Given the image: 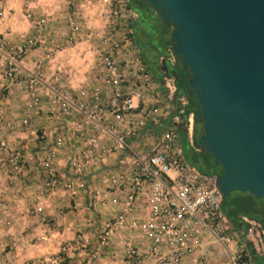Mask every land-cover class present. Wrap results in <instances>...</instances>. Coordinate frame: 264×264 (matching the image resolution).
I'll return each instance as SVG.
<instances>
[{"label":"built area","instance_id":"built-area-1","mask_svg":"<svg viewBox=\"0 0 264 264\" xmlns=\"http://www.w3.org/2000/svg\"><path fill=\"white\" fill-rule=\"evenodd\" d=\"M74 1L63 16L66 46H72L83 32ZM100 3L107 11L96 37L90 82L67 87L57 76L45 79L38 69L26 72L22 81L25 110L20 127H29L32 112H41L58 125L38 160L44 178L39 196L56 191L84 193L91 216L112 210L93 241H82L89 248L84 264L101 259L111 247L125 264H181L190 257L204 263L201 251L211 245L221 248L224 264H251L246 243L252 249L260 245L262 227L240 217L244 228L236 230L224 214L217 177L202 174L185 160L180 136L191 146L192 113H185L188 100L184 94L175 96L174 112L168 113L159 85L135 43L132 28L137 14L129 0ZM23 16L32 22L30 36L15 45L0 36L7 83L19 80L22 60L31 50L41 47L49 59L60 48L46 44L47 17L34 19L26 4ZM175 59L167 48L166 55L158 58V68L161 63L173 65ZM165 80L171 81L164 87L167 93H175L174 78ZM3 125L0 111V129ZM63 150L67 151L66 177L56 169ZM0 153L9 173L23 171L22 148L0 140ZM109 158L116 163L102 167ZM95 171L98 181L88 180ZM78 242L65 243L43 264H62L63 255Z\"/></svg>","mask_w":264,"mask_h":264},{"label":"crops","instance_id":"crops-1","mask_svg":"<svg viewBox=\"0 0 264 264\" xmlns=\"http://www.w3.org/2000/svg\"><path fill=\"white\" fill-rule=\"evenodd\" d=\"M70 1L0 0V36L5 41L15 45L32 34V22L23 16V5L26 4L34 19L47 17L46 44L54 43V46L60 47L49 59L45 58L41 47L31 50L22 60L19 80L14 83H7L3 79L0 58V111L4 119V125L0 129V140L8 146L22 148L25 157L23 171L14 175L8 172L4 157L0 153V264H43L45 260L54 256L61 246L74 239H78L79 242L63 255L62 264H84L85 254L89 248H85L82 241H93L100 230L102 220L106 215L112 214V210L107 209V212H102L99 216H91L86 210L87 196L84 193L71 195L56 191L50 195L39 196L44 178L38 170V160L43 152L48 150L58 125L43 113L35 115L32 112L29 127L27 129L20 127L25 110L21 86L26 72L38 69L45 79L57 76L67 87L73 88L90 82L92 77L89 68L96 59L97 51L96 48L88 53L83 50L92 48V40L94 38L96 40L103 27L107 7L102 5L100 0H75L83 32L72 46H66L63 45V41L68 29L63 23V16ZM137 22L138 19L134 21L133 33ZM94 43L96 44L95 41ZM137 46L143 56L142 47L138 44ZM146 48L151 49L149 46ZM171 73L167 72L168 75H165L162 71L160 75L158 71L159 77H154L169 114L174 112L177 96L175 93L168 94L164 89L171 84V81L165 80L166 76L172 77ZM66 155V150L61 151L57 161L56 169L61 177H66ZM114 163H116L114 158H109L102 167L111 168ZM93 173L95 175L87 179L97 182L100 175L97 171ZM234 225L236 226L235 223L233 227ZM201 254L205 256L204 263L197 257H190L181 264L225 263L223 252L217 245L204 247ZM93 264L125 263L111 247L105 256Z\"/></svg>","mask_w":264,"mask_h":264},{"label":"water","instance_id":"water-1","mask_svg":"<svg viewBox=\"0 0 264 264\" xmlns=\"http://www.w3.org/2000/svg\"><path fill=\"white\" fill-rule=\"evenodd\" d=\"M139 1L167 29L168 49L190 75L197 144L221 170L222 201L264 198V0ZM158 71L168 75L163 63Z\"/></svg>","mask_w":264,"mask_h":264},{"label":"trees","instance_id":"trees-1","mask_svg":"<svg viewBox=\"0 0 264 264\" xmlns=\"http://www.w3.org/2000/svg\"><path fill=\"white\" fill-rule=\"evenodd\" d=\"M129 7L138 15V22L136 23L133 37L135 43L143 49V62L148 65L144 53L150 54L153 58V66L149 68L153 77H159L157 71L158 57L166 54L165 50L169 45L167 29L153 16L145 3L139 0H129ZM145 46H149L151 49H147ZM166 70L174 73V87L177 95L184 94L188 100L185 113H192L191 146L185 141L183 135L180 136L183 156L190 165L194 166L202 174H213L220 178L222 176L220 168L213 165L211 155L197 144L201 118L199 112L194 110L196 103L187 85L190 75L187 71L180 68H172L170 71ZM196 149H202V151L197 152ZM222 207L230 222H241L239 218L245 217L256 221L264 231V198L257 199L247 193H243L239 196L223 199Z\"/></svg>","mask_w":264,"mask_h":264},{"label":"flooded vegetation","instance_id":"flooded-vegetation-1","mask_svg":"<svg viewBox=\"0 0 264 264\" xmlns=\"http://www.w3.org/2000/svg\"><path fill=\"white\" fill-rule=\"evenodd\" d=\"M137 19H138V15H137ZM147 46H145V48H146ZM165 53H166V51H165ZM166 54H164V55H161V56H159V57H164ZM176 60V59H175ZM178 62H179V60L177 59L174 63H173V65H168V67H166V69H168L169 71H170V69H172V68H179V65H178ZM149 67V66H148ZM149 70H150V68H149ZM151 71V70H150ZM196 151L197 152H201L202 151V149H196ZM215 167H218V166H215ZM225 214V213H224ZM225 216H226V214H225ZM226 218H227V216H226ZM228 219V218H227ZM229 221V220H228ZM230 222V221H229ZM235 222V224H236V226L234 225V227H236V228H239V229H241V228H243L244 226H243V224L241 223V222H236V221H234ZM232 225H233V223H232ZM258 248H260L261 249V253L259 254V252L257 251V249H253V252L252 253H250V261H251V264H264V238H263V240L261 241V244L258 246Z\"/></svg>","mask_w":264,"mask_h":264},{"label":"rangeland","instance_id":"rangeland-1","mask_svg":"<svg viewBox=\"0 0 264 264\" xmlns=\"http://www.w3.org/2000/svg\"><path fill=\"white\" fill-rule=\"evenodd\" d=\"M94 41L96 42V40H95V38H94V40H92V48H87L86 50H83V51H85L86 53H88V51H94V49L95 48H97L96 47V44L94 43ZM85 52H83V53H85ZM93 56H94V54H93ZM144 56H145V58H146V61H147V64H148V66L150 67V68H152V66H153V58L151 57V55L150 54H146V53H144ZM88 57H89V55H88ZM89 59V58H88ZM90 59H91V57H90ZM191 133H192V131H191ZM258 246L259 245H256V249H257V251L259 252V254L261 253V249L260 248H258Z\"/></svg>","mask_w":264,"mask_h":264}]
</instances>
